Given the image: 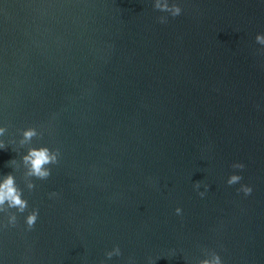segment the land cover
<instances>
[{"label": "water", "instance_id": "95a60500", "mask_svg": "<svg viewBox=\"0 0 264 264\" xmlns=\"http://www.w3.org/2000/svg\"><path fill=\"white\" fill-rule=\"evenodd\" d=\"M168 2L179 16L153 0H0V177L38 210L31 229L27 211L15 225L0 212V264H197L210 251L264 264V0ZM26 127L41 135L9 143ZM29 146L60 153L31 191Z\"/></svg>", "mask_w": 264, "mask_h": 264}, {"label": "clouds", "instance_id": "9594fccd", "mask_svg": "<svg viewBox=\"0 0 264 264\" xmlns=\"http://www.w3.org/2000/svg\"><path fill=\"white\" fill-rule=\"evenodd\" d=\"M153 7L160 12L168 13L171 17L175 18L179 16L182 12L181 7H179L175 2L169 3L168 0H153ZM157 20L160 23H167V16H159ZM255 40L260 44L264 45V35L257 34ZM20 133V138L18 141L10 140L9 143H17L19 147H24L25 145H31L34 137L41 135L35 127H26L24 129L17 130ZM7 132L5 126H0V137L4 136ZM7 145L3 140H0V149H6ZM59 149H49L47 146H29L25 153L20 156V164L23 165L24 172L23 178L26 188L31 191L34 189L35 184L31 178H36L38 180H46L51 175V170L49 165H54L58 163ZM8 165L13 168H19L20 164L17 163L16 159H11ZM231 167L235 169H243L245 165L243 163H233ZM242 180L239 174H230L227 178L226 183L228 185L237 184ZM201 181H196L193 183V187L199 189ZM205 190L209 188L208 184H204ZM237 191H242L245 196H250L252 194V188L241 184ZM51 196L57 195V193H50ZM198 195L203 197L205 192H198ZM29 208L28 201L23 198L22 190L17 186L16 179L12 173H8L0 177V212L7 213V221L10 225H15L17 221L16 213H25ZM10 209H15V212H10ZM177 214L181 213V208L177 207L175 209ZM38 217V210L33 208L31 211H27V215L24 217L25 223L29 229L34 227L35 222ZM120 256L121 250L118 245H113L112 249L105 252V256L111 259L113 256ZM131 262V258H130ZM100 264H105V261H100ZM197 264H222L219 255L210 251L207 253V258L200 259Z\"/></svg>", "mask_w": 264, "mask_h": 264}]
</instances>
